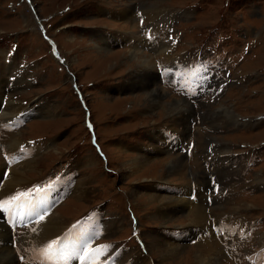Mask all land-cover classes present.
<instances>
[{"label":"rangeland","instance_id":"374dc122","mask_svg":"<svg viewBox=\"0 0 264 264\" xmlns=\"http://www.w3.org/2000/svg\"><path fill=\"white\" fill-rule=\"evenodd\" d=\"M7 103L0 165L16 141L33 163L0 201V264H264V0H0ZM156 129L178 153L133 152ZM47 219L39 252L24 237Z\"/></svg>","mask_w":264,"mask_h":264},{"label":"bare ground","instance_id":"6f19581e","mask_svg":"<svg viewBox=\"0 0 264 264\" xmlns=\"http://www.w3.org/2000/svg\"><path fill=\"white\" fill-rule=\"evenodd\" d=\"M125 9V8H124ZM122 11V10H121ZM121 11H120V14H121ZM123 12V11H122ZM99 18H103V19H106V20H108V21H111L110 19H107V18H104V17H99ZM38 19V18H37ZM112 22V21H111ZM92 30H94L95 31V29L94 28H92ZM103 41V40H102ZM104 42V41H103ZM105 43V42H104ZM108 45V44H107ZM109 46H111V45H109ZM121 49H123V48H121ZM150 59V58H149ZM8 63H10V61H7ZM145 63V62H144ZM154 69V68H153ZM143 70L144 69H142L141 68V70H140V73H142L143 75H144V73L145 72H143ZM142 71V72H141ZM155 71V70H154ZM145 76V75H144ZM16 78V77H15ZM131 79H133V78H131ZM131 79H129L128 80V85H127V89L126 90H128V91H133V90H129V87H130V85H131V83H132V80ZM135 79V78H134ZM13 81H14V78H13ZM117 83V82H116ZM116 87L117 88V86L116 85H113V87ZM139 89V88H138ZM165 89V88H164ZM136 90V89H135ZM134 90V91H135ZM150 90V89H149ZM106 91H107V89H106ZM108 91H110V90H108ZM162 94V93H161ZM172 94V93H171ZM153 95V92L151 93V96ZM174 95V94H173ZM178 97H180V96H178ZM7 102V101H6ZM5 102V103H6ZM190 103V102H189ZM166 108V107H165ZM5 110V111H4ZM4 110L3 111H1L0 112V115L1 116H8V115H10L11 113H12V111H15V110H17L18 111V109H13V110H11V105L9 104V103H7L6 104V107L4 108ZM20 116V114L18 115V117ZM15 117V116H14ZM164 131V129H161V131H160V135H155L154 133H151L150 132V134H148V136H149V141H148V143H145V141L146 140H144V139H142V135L144 134V133H142V132H140L139 134H141V139H140V141L141 142H138V144L137 145H135V147L134 148H132V150H133V152L135 151L136 153H139V154H143V155H149V154H153L154 152H153V150H151V145H150V143H152L153 141H155L156 139V137H159L160 139H161V141L160 142H157V144L159 145V146H162L164 149H165V151L162 153H160V155L161 154H163L164 156L166 155V156H173V154H175V153H178V152H172V150L171 149H168L165 145H163L164 143V141H162V136L165 134V132H163ZM162 135V136H161ZM165 136V135H164ZM16 141V140H15ZM169 143V142H168ZM20 143H19V141H16V142H13V144H11V145H9V149L10 150H13V151H11V152H14L15 153V155L13 156V158H10V157H7V158H9L10 159V161H11V163H14V166H12L11 164V166H4L3 165V167H2V165H0V170L3 168V169H8V172H7V176H6V178H5V180H3V183H2V186H0V201L1 202H3V197H5L6 199H5V201L8 199V197L10 198L13 194H15V193H17V190H19V189H21V186H22V182H23V174H24V170L25 169H29L30 167H31V164L33 163V161H27V162H21L20 160H21V157H24V156H28L29 154H27V153H21V152H19V148H20ZM138 147H141L140 149L138 148ZM143 149H145V151H147V153L148 154H146L144 151H142ZM148 149H150V150H148ZM197 150V149H196ZM30 153V152H29ZM157 153V152H156ZM166 153V154H165ZM179 154H182V153H179ZM159 155V154H158ZM184 156H185V154H183ZM212 156V155H211ZM185 159H186V157H185ZM14 161H16V162H14ZM186 161H187V159H186ZM189 162H190V160L188 159V161H187V168L189 169V170H191L192 169V167H194L193 166V163L191 162V164H189ZM5 163L7 164V159H6V161H5ZM174 166V165H173ZM173 166H171V168H173ZM32 168V167H31ZM175 168V167H174ZM188 170V171H189ZM205 172V171H204ZM175 173V172H174ZM27 178V177H26ZM165 184H162V185H154V186H156V188L158 189V190H161L162 192H164V193H167V194H170V195H173V196H175V197H177V198H186V199H189V197H184V196H182V195H180V194H182L183 193V190H181V189H179V188H173V189H171V191H169V190H166L165 188H162L163 186H164ZM33 190V189H32ZM32 190H28L27 192H25L24 194L25 195H27V194H31V195H34L35 193H33V191ZM188 193H189V190L187 191ZM187 193V194H188ZM23 194V195H24ZM176 194H178V195H176ZM156 199H159V200H161V201H163L164 202V198H162V197H156ZM172 199V198H171ZM182 200V199H181ZM184 200V199H183ZM196 200V199H195ZM4 201V202H5ZM40 201V203H38V205L39 206H44L45 205V203H44V200H39ZM166 201V200H165ZM192 201V200H191ZM167 202V201H166ZM165 202V203H166ZM171 203H173V201H170ZM184 202H186V201H183V203ZM197 202V201H196ZM190 203V202H189ZM190 204H192V203H190ZM194 204H197V203H194ZM166 205V204H165ZM159 206H161V205H159ZM173 206H174V204H173ZM186 206V205H185ZM193 206V205H192ZM199 206V205H198ZM189 207H191V206H189ZM9 209L10 210V207L8 206V205H6L5 206V209ZM161 208V207H160ZM171 208V207H170ZM212 208H213V206H212ZM191 210L193 209V208H190ZM162 210V209H161ZM175 210V209H174ZM179 210V209H178ZM207 212V211H206ZM191 213V212H190ZM198 213V212H197ZM155 214V213H154ZM157 214V213H156ZM165 214V213H164ZM168 214V213H167ZM187 214V213H186ZM189 214V213H188ZM196 214V213H195ZM172 215V214H171ZM193 214H191V216H192ZM42 216H40V218H41ZM160 217V216H159ZM168 217V216H167ZM170 218V217H169ZM195 218V217H194ZM168 219V218H167ZM190 220V219H189ZM57 222V221H56ZM56 222H54V221H52V220H49V219H47V220H44V222H43V224H39L40 226L39 227H35V228H31V229H27L28 230V232L26 233V235H25V237H24V240L27 242V243H29V244H32L33 245V247H34V249H36V250H38L39 252L41 251V250H44L45 249V244L47 243V241L48 240H50V239H52V237H54L56 234H57V232H59V227H58V224L56 223ZM90 221H85L84 223H82V224H80L78 227H76V228H74L73 230H75V229H79V228H83L86 224H88ZM31 224V222H29V224L28 223H25L24 225H23V227H25V226H28V225H30ZM202 227V226H201ZM201 227H196L198 230H199V228H201ZM204 227V226H203ZM203 227H202V229H203ZM28 228V227H27ZM3 230H4V228L2 227V226H0V242H1V244H2V241H5V238H6V235H4L3 234ZM203 232V231H202ZM140 233H142V230H141V232ZM71 233H70V231L67 233V236L68 235H70ZM78 234V233H77ZM87 235V234H86ZM171 235V234H170ZM21 238V237H20ZM171 238V237H170ZM58 239H61V238H58ZM2 240V241H1ZM23 240V239H22ZM53 240V239H52ZM172 240V239H171ZM54 241V240H53ZM172 241H174V240H172ZM174 242H176V241H174ZM204 244H205V240L203 239V241H202ZM48 244V243H47ZM165 244V243H164ZM179 245H181V244H179ZM14 246H16V245H14ZM64 246H66L65 245V243H64ZM97 247L99 246V245H96ZM171 247V246H170ZM17 248V250H18V247H16ZM62 247H60V249H61ZM124 249H126L125 247H123ZM169 248V247H168ZM14 249H15V247H14ZM5 250H8V249H5ZM58 250H59V248H58ZM70 250H72L71 248H70ZM80 250L81 249H79L78 247L77 248H75V255L76 256H78L79 255V253H80ZM92 251H93V253L95 252V251H97L98 253H99V256H100V253L102 252V251H99V250H97L96 248L93 250L92 249ZM10 252V251H9ZM68 251H66L64 254L63 253H60L59 254V257L57 258V256L58 255H56V257H55V260H56V263L57 264H61V262H60V260L62 259V258H64V256H65V254L67 253ZM81 252H83L82 253V255L80 256V258L78 259V262H77V264H86V263H91V264H99L101 261H99V260H97L96 259V257L94 256V255H87L86 254V252L85 251H81ZM4 253V252H3ZM12 256V255H11ZM100 258V257H99ZM91 259H94V261H93V263L91 262L92 260ZM96 259V260H95ZM26 260H28V258L27 259H22V260H19L20 261V263H22V262H25ZM108 260H110V259H108ZM111 260H114V259H111ZM111 260H110V262H111ZM116 260V259H115ZM2 261V260H1ZM3 262V261H2ZM6 262H8V259H6L5 260V263ZM4 263V262H3ZM103 264H109V261H104V263Z\"/></svg>","mask_w":264,"mask_h":264},{"label":"crops","instance_id":"0c3cea01","mask_svg":"<svg viewBox=\"0 0 264 264\" xmlns=\"http://www.w3.org/2000/svg\"><path fill=\"white\" fill-rule=\"evenodd\" d=\"M141 69V68H140ZM133 76V75H132ZM132 76H130L128 79H126L125 81H123V80H120L119 82L117 81V83H115L114 85H116L117 86V88L119 87V88H122L123 89V87L125 88V90L127 89V85H128V80L129 79H131L132 78ZM122 81V82H121ZM123 84H125L124 86H122ZM122 96V95H121ZM160 131H161V129H156L153 133L155 134V135H160ZM162 156H164L163 154H161ZM159 157H162V156H160V155H158Z\"/></svg>","mask_w":264,"mask_h":264},{"label":"snow or ice","instance_id":"6c2138e0","mask_svg":"<svg viewBox=\"0 0 264 264\" xmlns=\"http://www.w3.org/2000/svg\"><path fill=\"white\" fill-rule=\"evenodd\" d=\"M52 243H55V241H53ZM51 246H52L51 244L48 245L49 248H50Z\"/></svg>","mask_w":264,"mask_h":264}]
</instances>
